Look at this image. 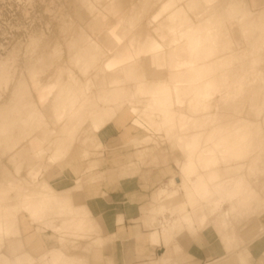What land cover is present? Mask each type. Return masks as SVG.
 Wrapping results in <instances>:
<instances>
[{
    "label": "bare ground",
    "instance_id": "obj_1",
    "mask_svg": "<svg viewBox=\"0 0 264 264\" xmlns=\"http://www.w3.org/2000/svg\"><path fill=\"white\" fill-rule=\"evenodd\" d=\"M116 1L0 0V154H14L10 161L15 163L27 144L34 163L29 182L12 173L7 176L9 179L3 177L6 180L0 181V252L6 239H18L23 216L38 223L51 218L42 223L43 227L58 235L56 240L60 243L65 235L87 240L92 231L99 230L87 208L75 206L70 198L71 191L81 190L79 180L72 190L62 191L57 184H38L36 177L40 169L52 172L67 160L85 127L98 132L120 115L117 111L122 107L136 109L133 99H118L123 88L117 83L136 73L135 63L143 58L155 72L163 65L168 68V81L145 86L139 83L136 89H146L142 92L143 106L161 111L171 123H138L135 128L148 136L137 143H148L150 136L162 128L167 136L174 137V145L181 146L184 152L183 161L177 163L181 183L175 185L176 191L190 190L189 203L193 205L211 192L206 190L207 185L216 184L213 193L223 195L222 200L216 198L218 202L212 204L216 208L236 199V207L244 206L248 211L258 210L259 203H264L247 179L219 183L213 171L225 165L224 172L232 166L250 174L264 172V166L260 168L264 161V0H128L123 9L118 8ZM38 5L39 14L33 10ZM48 15L56 20L65 16L70 19L67 25L62 20L53 26L57 40L61 39L64 45V52L59 55L56 48L35 50L40 33L28 30L29 24L34 23L42 32L49 26L45 23ZM124 19L135 23L134 34L131 28L125 29L133 37L125 45L123 40L129 36L123 39L119 32ZM226 32L232 33L235 43L224 39ZM221 102L228 105L222 107ZM225 108L234 114L227 115L232 116L229 125L212 129L202 141L204 144H200L198 133L180 134L212 125L216 120L212 113L226 111ZM44 111L48 114L44 115ZM41 148L49 151L45 158L39 155ZM0 170L9 171L5 165ZM157 194L159 199L166 197V188ZM229 208L234 212L235 205ZM230 210L223 214L224 218ZM159 213V230L150 233V243H163L169 251L174 231L184 224L192 225V218L189 213L173 217ZM92 244L101 248L104 243L98 237ZM92 244L86 245L84 252L89 254ZM39 260L42 264L80 261L58 248L48 250ZM37 261L29 253L14 258L0 253V264Z\"/></svg>",
    "mask_w": 264,
    "mask_h": 264
},
{
    "label": "rangeland",
    "instance_id": "obj_2",
    "mask_svg": "<svg viewBox=\"0 0 264 264\" xmlns=\"http://www.w3.org/2000/svg\"><path fill=\"white\" fill-rule=\"evenodd\" d=\"M127 2L128 0H117L116 1V3H118L119 9L120 8L123 9ZM55 4H57V2H55ZM157 9H158V5H155L153 7V10L156 11ZM33 10H34V13L35 12L38 13L39 5L33 7ZM101 11L102 13L106 14V10L101 9ZM1 17H3V13L0 10V18ZM60 19L56 20L54 17H52V15L50 16L48 15L45 18V23L49 26H46L45 28H43L42 32L40 31L41 29H38L39 24L31 23L33 26L29 24V27H31V29L28 27L29 28L28 30H31L30 32L40 33L39 34V46L35 50L38 51L40 48L45 47V49L49 51L51 49L53 50L54 48H56L57 55L62 54L64 52L63 41L61 39L57 40L56 33H55L53 26L58 22L61 24L63 21H65V25H67L70 19L66 16ZM128 22L130 21L127 19H124L123 24H122V29H120L119 31L123 39L129 36L128 33L130 32L132 34L135 33V30H134L135 28L133 27L135 25L134 21H132L131 24ZM34 27H36L38 30L35 29ZM130 28H131V31L125 30V29H130ZM33 29H35V31H33ZM12 34L13 33H11L10 36H12ZM131 36L132 35L127 37L128 39L126 38L123 40L125 42L124 45L127 43L128 40H130ZM231 36H232L231 32L230 33L226 32L224 34V39L229 40V43L230 42L235 43L236 38L233 36L231 37ZM132 38L133 37H131V39ZM233 45L235 44H230L231 47ZM233 49L234 48H232V50ZM143 60L145 59L143 58V59H139L138 61H136L135 63V66L137 67L135 68L136 73L131 74L129 76H124L123 79H121L117 83L118 85H121L123 88L121 90V94L119 95L118 99L121 101L123 100L127 101L129 100V98L133 99L132 102L136 106V109L131 108V107H128V108L122 107L121 109L117 111L120 115L114 117L110 122H108L105 125V127L100 129L98 132H94L89 127H85L79 133L76 139V142L71 150L70 156L67 158V160H65L60 165H57L56 167H54V169H52V172H44L42 171V169L39 170L38 175L36 177L38 184L39 182L45 181L46 183H48V185L57 184L58 186L57 189L62 188V191H66V190L69 191V190H72V188L76 187V185H74V179L78 178L80 181L81 190L79 192L71 191L69 194H70V198L73 201V204L75 206H81L82 204H85L83 201H81V199H83L82 196L84 195L83 194L84 192L86 193L87 198H92V199L97 198L98 196L103 194L100 192V187L102 183H104L108 178H110L109 174L111 173H106L103 175L99 174V176L97 175L99 170H98L97 164L94 161L98 159L100 155L104 154L108 149L116 148V146L121 145L125 149H133L137 153L135 157L136 164L134 166L137 169H140L141 167H146L147 169H154L157 167L169 166L171 169L170 173L172 174V176H170L169 179L163 180L157 186L154 187L153 191L147 198L145 205H143L141 209L139 210V212L141 213V221L144 215L147 216L148 218L147 226L149 227L150 232L145 227L143 228L147 230L149 233H152L154 230H159L157 224L161 222L160 219L162 218V215L160 213L158 214V212H161V211L164 212L163 215H165V217H173L176 214L179 216H182L183 214L189 213L192 218V222H193L192 225L184 224L182 228H179L176 231H174L173 239L175 241L173 240V243H175V248L172 252L171 262L169 264H189L190 257L187 254L205 253L208 255V254H211L213 250L217 251V249H219L220 251V256H219V259H216V260H219V262L217 261L215 264H250V260H251L250 250L255 248L257 245L260 244L261 241L264 240V205L262 206V204H264L263 201H262V204L261 202L259 203L258 210L257 209L249 210L251 212L246 210L247 209L246 207L245 208L244 206L241 207L242 205L240 206L241 208H238L239 206L236 207L237 206L236 204L238 203L237 199L231 200L228 203L223 202V205L220 208H216L213 206L214 202L216 201V198H219V200H222L223 195L215 196V194L213 193V187L216 184H214V185H209V186L207 185V187H205L206 190L209 189L208 191L209 192L211 191L210 193L206 195L205 198L201 200L199 199L193 205H190L189 200L192 197L190 190L184 189V190L176 191L175 185H179L181 183L180 178L179 179L177 178L178 172H179L177 163L180 161H183L184 152L181 146L174 145L173 143L174 137L171 138L170 136H167L165 130L162 128L159 131L160 133L156 132L155 136H150V140L148 141V143L146 144L137 143L138 140L141 141V139L145 135L144 132L138 130V127L137 129L135 128V126H138L137 125L138 123L142 122V125H145V124L146 125L148 124L157 125L158 124L161 126L162 125L168 126L171 123L169 122V118H167L166 116H163L164 113H162L161 111H156L154 108H147L146 105L143 106L144 105L143 96L145 95V93H142V92H145L146 89H144L143 91L142 90L138 91L136 89L139 83H142L145 86L147 85L146 83H149V82L158 81V82L164 83L168 81V77L166 74V71L168 68L166 65H165L166 67L163 65V68L158 67L156 69L157 71L155 72L152 69H149L145 65V62ZM140 69L143 72L145 71L144 73L146 74V77H145V74H142V71ZM149 71L150 73H148ZM138 72L140 73V75H138L139 74ZM153 73L154 75H152ZM136 74L138 75V77ZM109 85H114V84H109ZM92 90L94 92L93 88ZM51 97H52V94L49 95L48 100ZM97 97H98V100H101V96H97ZM46 104L47 102H45V104L43 105H46ZM221 105L222 107H225L228 104L227 103L224 104L223 102H221ZM178 110L180 112L184 111L183 109H178ZM211 112L213 111L211 110ZM228 112H230L229 109H227L226 111L225 110L221 111V109H219L218 111H215L212 113L216 119L215 122L212 123V125L209 124L206 127L196 128L194 130H189V131L184 130V131H181L180 134L186 133L187 135H191L193 133H198L202 137V138L200 137V140H201L200 144L202 145L204 144L203 142H205L207 135L210 133L212 129L220 127V126L229 125V122H230L229 119H231L234 114H231L232 111L229 114H227ZM224 113L226 114V116L223 115ZM47 114L48 113L44 111V115H47ZM227 115H232V116L230 118V116L227 117ZM226 117H227V120H226ZM143 121H145L146 123H143ZM112 124H115L119 128H121L119 136H118L119 140L117 139L118 140L117 144H115L113 141L112 143L108 145H104L103 141L105 137L109 134V132L112 130L111 128ZM39 134H42V131H40ZM145 136H148V135H145ZM24 145H23V150H22L24 154L22 153L23 155H21L18 161H16L15 163H11L10 161L11 157L14 154L7 153L3 155V157H1L2 155L0 154V168H2L5 165L7 169L9 170L8 172H5L6 174L0 170V181L3 180L4 178L9 179L7 178V176H10L9 173H12L13 175L18 176V178H20L21 180L23 179L22 180L23 182L30 181V175L32 173V168H33L34 163L30 161V158H29L30 151L29 149H27L28 145L27 144H24ZM85 152H87V154H85ZM48 153L49 151H46L45 148L44 149L41 148L39 155L40 157L43 156L45 158V156ZM227 165L229 166L228 163ZM131 166L133 165H130L129 167ZM224 166L225 165L218 166L213 169V171L215 172L216 180L219 183H224V182L230 183V181H234L235 179L236 180L242 179L243 181L247 179L246 181L249 182V184H251V187L253 189L255 188L254 190L258 192L259 196L261 195L260 198L264 199V196H263L264 195V180H262L264 179V177L262 176L264 175V172L261 173L259 170V172L257 171L254 174L253 173L250 174L245 169H243L244 170L243 171L233 166L229 167L230 169L229 171L224 172L223 171ZM263 166H264V161L260 163V168H262ZM74 169H76L78 172H76ZM75 173H77L76 176H75ZM245 176H247V178ZM230 177L231 179H229ZM55 181L57 183H55ZM261 183H262V186H261ZM162 187L166 188L167 196L159 199L157 197L158 196L157 193L160 189H164ZM211 195H213V197H211ZM155 197L157 198L158 201L155 200ZM87 198H85V201ZM235 202L237 203L235 204ZM234 205H235V209L233 212L230 210L229 207H234ZM85 207L90 212V216L95 222V218L93 217L89 207L87 205H85ZM214 209H217V210L214 211ZM239 209L241 210L239 211ZM229 210L231 211L230 213L231 216L229 215L227 218H224L223 214H225V212ZM253 211H254V214H253ZM246 215H247V218L245 217ZM48 219H51V218H44L41 220V222L39 221L38 223L35 221L32 222L26 216H23V218H21L20 223H19L20 234L17 237L18 239L17 240L6 239L5 244L1 248L0 253L6 254V256L10 258H14V256L19 255V254L21 255V254L29 253L32 258H35L38 260L37 262L33 264H40V263L42 264V262H40L39 259L44 253H46L51 248H61L60 250L68 257H74L76 259L80 257V261L77 262L76 264H93L94 261L98 262L97 253L99 252L100 248L95 247L96 244H92V243L93 241L97 240L98 237L102 236L99 230L92 231L90 233L91 234L90 238H87V240H78L68 235L67 237L65 235L64 241L62 243L60 242L58 243L56 241V239H59L58 235L53 234L52 232H50L49 229H45L43 227L42 223L47 221ZM243 226H244V229H243ZM38 227L39 229L37 231ZM236 230H238L237 232L239 233V235L236 232ZM95 232L97 235H95ZM110 236L111 235L106 237V240H107L106 244L113 240V238H110ZM229 236L230 238H228ZM39 238H40V242H39ZM94 238L95 240H93ZM18 240L23 241L24 245L23 244L20 245V242ZM149 240H150V235H149ZM10 241L13 244H11ZM89 244H92V248H90L91 247L90 245L89 248L91 250L89 254H87L86 252H84V248H87L86 245H89ZM161 244L162 243H160L159 245ZM160 256H162V252H157V255L154 258H158ZM22 264H26V263H22Z\"/></svg>",
    "mask_w": 264,
    "mask_h": 264
},
{
    "label": "crops",
    "instance_id": "obj_3",
    "mask_svg": "<svg viewBox=\"0 0 264 264\" xmlns=\"http://www.w3.org/2000/svg\"><path fill=\"white\" fill-rule=\"evenodd\" d=\"M111 128L112 130L103 141L104 145L113 141L117 144L119 140L121 128L115 124H112ZM136 155L133 149H125L120 145L108 149L94 161L98 166V176L99 174H111H109L110 178L100 187V192L103 194L92 199L87 198L84 192L83 199H81L85 203L81 206L89 207L102 234L99 238L104 241V246L97 253L98 262L93 260V264H163L164 262V264H169L171 262L175 243L171 245L169 251L163 243L159 246L151 245L149 243L150 229L147 226L148 218L144 215L141 221L139 212L154 187L172 176L171 169L169 166L137 169L134 167ZM130 165L133 166L129 167ZM76 180L79 179L75 178L74 182ZM85 198H87L86 201ZM155 200L158 201L156 197ZM109 235L113 240L106 244V237ZM56 241L59 242V240ZM157 252H162V256L154 258ZM250 254V264H264V240L250 250ZM187 255L190 257L189 264H215L213 261H218L216 259H219L220 251L219 249L213 250L208 255L205 253Z\"/></svg>",
    "mask_w": 264,
    "mask_h": 264
}]
</instances>
